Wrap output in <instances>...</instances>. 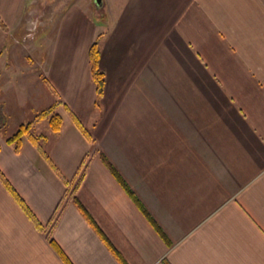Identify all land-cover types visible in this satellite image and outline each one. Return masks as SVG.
Here are the masks:
<instances>
[{"label": "crops", "instance_id": "obj_1", "mask_svg": "<svg viewBox=\"0 0 264 264\" xmlns=\"http://www.w3.org/2000/svg\"><path fill=\"white\" fill-rule=\"evenodd\" d=\"M104 1L31 38L34 1L0 0V172L35 220L0 180V264H264V0ZM56 102L44 154L5 143Z\"/></svg>", "mask_w": 264, "mask_h": 264}, {"label": "trees", "instance_id": "obj_2", "mask_svg": "<svg viewBox=\"0 0 264 264\" xmlns=\"http://www.w3.org/2000/svg\"><path fill=\"white\" fill-rule=\"evenodd\" d=\"M88 58H89V64L91 69V77L92 81L95 86V93H96V100H95V107L100 106V100L103 97L104 89H105V76L104 73L99 68V60H100V52L98 48L97 41L93 42L92 45L89 47L88 51ZM58 105V102H56L51 107L42 110L37 114L35 119L27 124H23L19 126L11 135L7 136L5 139V143L12 146L14 151L16 153H19L22 146L23 138H27L32 145H34L42 154L44 152L41 149L40 142L44 141L46 139L45 135H39L34 136L30 133V129L34 122H39L42 120H47L48 127L51 133L56 134L59 133L62 128V118L59 114L55 113V107ZM73 117V116H72ZM3 116L0 114V124H3ZM73 122L75 125L79 128L81 134L87 139L88 141H91V137L89 133L81 126V124L78 122L76 118L73 117ZM2 126L0 125V128ZM104 165L110 170L113 177L117 180L119 185L122 187V189L125 191V193L129 196V198L135 203L137 208L140 210V212L144 215V217L147 219L149 224L153 227V229L159 234V236L165 241L166 244H170L167 240L166 236L162 232V230L159 228L157 223L153 220V218L149 215V213L146 211V209L143 207V205L139 202L137 197L133 194V192L129 189V187L126 185V183L123 181V179L120 177L118 172L112 167V165L109 163V161L103 156H100ZM55 171H57L55 169ZM61 177V176H60ZM0 180L5 186V188L16 198L17 202L19 203L20 207L23 209V211L27 214V216L35 222L33 215L28 210V208L25 206V204L18 198L13 188L9 185L3 174L0 172ZM75 204L78 206L82 214L85 216L86 220L97 230V232L101 235V237L104 240L103 235L99 232L97 227L94 225L93 220L91 217L85 212V210L82 208V206L76 201ZM49 243L51 246L56 250V252L60 255H62V252L60 248L55 244V242L50 239Z\"/></svg>", "mask_w": 264, "mask_h": 264}, {"label": "rangeland", "instance_id": "obj_3", "mask_svg": "<svg viewBox=\"0 0 264 264\" xmlns=\"http://www.w3.org/2000/svg\"><path fill=\"white\" fill-rule=\"evenodd\" d=\"M32 14L27 18L25 36L33 38L40 35L41 29H45L52 34L57 20L62 13L72 4L81 1V4L89 6L93 12L97 10L95 15L98 20L103 21L104 0L100 7H97L93 0H33ZM29 19V20H28ZM47 34V33H46ZM48 35V34H47Z\"/></svg>", "mask_w": 264, "mask_h": 264}, {"label": "water", "instance_id": "obj_4", "mask_svg": "<svg viewBox=\"0 0 264 264\" xmlns=\"http://www.w3.org/2000/svg\"><path fill=\"white\" fill-rule=\"evenodd\" d=\"M97 7H100L102 4L101 0H93Z\"/></svg>", "mask_w": 264, "mask_h": 264}]
</instances>
